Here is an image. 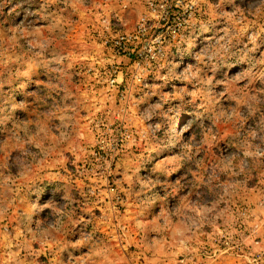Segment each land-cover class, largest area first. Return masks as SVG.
Wrapping results in <instances>:
<instances>
[{"label":"rangeland","instance_id":"rangeland-1","mask_svg":"<svg viewBox=\"0 0 264 264\" xmlns=\"http://www.w3.org/2000/svg\"><path fill=\"white\" fill-rule=\"evenodd\" d=\"M156 262L264 264V0H0V264Z\"/></svg>","mask_w":264,"mask_h":264},{"label":"bare ground","instance_id":"bare-ground-1","mask_svg":"<svg viewBox=\"0 0 264 264\" xmlns=\"http://www.w3.org/2000/svg\"><path fill=\"white\" fill-rule=\"evenodd\" d=\"M181 115H178V117L177 118H175V127H179V121L182 119L181 117H180Z\"/></svg>","mask_w":264,"mask_h":264},{"label":"built area","instance_id":"built-area-1","mask_svg":"<svg viewBox=\"0 0 264 264\" xmlns=\"http://www.w3.org/2000/svg\"><path fill=\"white\" fill-rule=\"evenodd\" d=\"M153 264H161L160 262H156V263H153ZM180 264H182V263H180Z\"/></svg>","mask_w":264,"mask_h":264}]
</instances>
